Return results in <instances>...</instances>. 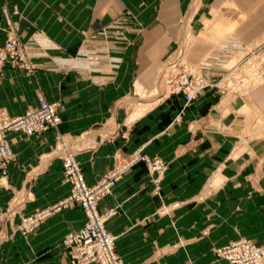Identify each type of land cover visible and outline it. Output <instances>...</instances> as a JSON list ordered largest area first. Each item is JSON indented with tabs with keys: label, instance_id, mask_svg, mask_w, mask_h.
Returning a JSON list of instances; mask_svg holds the SVG:
<instances>
[{
	"label": "crops",
	"instance_id": "1",
	"mask_svg": "<svg viewBox=\"0 0 264 264\" xmlns=\"http://www.w3.org/2000/svg\"><path fill=\"white\" fill-rule=\"evenodd\" d=\"M154 1L95 0V7H88L86 0H0V45L7 36L4 8L18 22L22 41L41 32L54 44L47 57L30 58L32 70L4 64L0 107L10 116L21 115L38 105L42 90L60 104L58 131L75 147L89 186L125 167L111 193L98 202L99 211L118 207L106 228L116 235L123 264H231L211 247L241 237L264 244V79L244 95L207 88L182 113V96L168 95L129 120L120 101L137 81L151 87L162 59L175 46L176 21L189 3L157 0L155 17ZM134 3L144 5L134 9ZM126 8L133 10L124 24L128 43L115 74L48 70ZM191 28L195 39L186 57L192 63L230 39L264 51V0H199ZM207 78L215 81L219 74L207 73ZM6 137L13 158L5 179L0 171V264H70L63 239L83 226L80 207L46 217L27 237L13 230L19 213L53 205L70 192V184L62 181L61 160L52 156L56 131L30 136L8 131ZM142 156H156L167 165L160 196L152 192ZM14 194L21 202L9 220L5 211ZM174 244L181 246L170 250Z\"/></svg>",
	"mask_w": 264,
	"mask_h": 264
},
{
	"label": "built area",
	"instance_id": "2",
	"mask_svg": "<svg viewBox=\"0 0 264 264\" xmlns=\"http://www.w3.org/2000/svg\"><path fill=\"white\" fill-rule=\"evenodd\" d=\"M186 49L181 43L167 57L166 68L161 76L167 95H180L184 103L183 112L196 97L207 88H217L222 94H240L249 87L256 78L262 77L263 63L258 65L260 50L247 51L246 47L235 40L222 43L217 50L211 52L199 63H190L185 58ZM247 52L240 56V53ZM254 56V59L251 57ZM24 46L19 43L13 29L9 37L0 46V72L9 61L14 66H22L25 60ZM236 60L234 61V58ZM255 69V70H253ZM219 74V78L211 81L207 73ZM255 85V86H256ZM60 123L58 104L50 102L42 95L38 97V105L18 116H10L0 107V168L5 174L7 165L13 155L7 142V132L17 131L27 136L44 133L48 129H57ZM60 141L59 155L63 159V178L71 184L70 194L58 203L38 210L23 219V227L27 232L33 231L45 217L62 208L77 204L84 210L83 226L70 232L64 238V244L69 248L70 264H122L115 250V236L104 227V216L97 210V200L107 191L113 180L117 179L125 167L111 173L106 180L94 186H89L81 172L78 161L74 158L73 148L67 146L58 133ZM134 157L129 163H133ZM150 172L163 173L166 164L159 159H145ZM231 264H264V244L258 245L247 238H240L217 250Z\"/></svg>",
	"mask_w": 264,
	"mask_h": 264
},
{
	"label": "rangeland",
	"instance_id": "3",
	"mask_svg": "<svg viewBox=\"0 0 264 264\" xmlns=\"http://www.w3.org/2000/svg\"><path fill=\"white\" fill-rule=\"evenodd\" d=\"M86 1L90 2L88 4V7H91V6L95 7L94 6L95 4H92V2L95 1V0H86ZM109 1H111V0H109ZM156 1L157 0H155L152 3V6H151V8L153 10V15L155 17L157 16V13H158L157 12L158 11V4H156ZM198 4H199V0H189L188 5L186 6L185 10L183 11V13H185V15L183 17H180L176 21L177 22V30H176V35H175V37L173 39V41L175 43V46L170 51V53L173 52L174 50H176V48H177L179 43H181V45L184 46L186 51L189 48V46L193 43V41L195 39V36H194V34L192 32V28H191V17L197 11ZM143 5H144L143 3H140V4L139 3H134L132 8L138 9V8L142 7ZM132 12H133V10L129 9V8L117 11V13L112 17V19L104 27H101V29H99V31L95 30L92 33V35H90V36L86 35L84 37L83 41L78 46V48L76 49V51L71 56H68L63 61L55 62V64L53 66H51L50 68H48V70L62 72V73H66V72H69V71H75L77 73H82V74L83 73L84 74H97V73H101L103 71V69H107L111 73L115 74L118 71V69L120 68V65H121V63L123 61L122 54H123V52L125 50V47H126L125 45L128 43V37L126 35V28H125L124 24L126 23V17L128 15L131 16ZM4 14H5L6 19H7V28H6L7 36H6L5 41L9 37V31H11V29H13L17 39L19 40V43L24 46V52L26 54L25 60L23 62V65L22 66H17V67L24 68L26 70H32L34 68V65L31 62L30 58L33 55L39 56V57H47L48 56V49L50 47H52V45H54V44L50 43L48 38H46V36L43 33H41V32H37L32 37H30L29 40H27L25 42L22 41L20 39V35H19L18 22L13 20V19H11V17L9 16L6 8H4ZM182 14H181V16H182ZM95 39H97L99 41V44L97 43V45H96L95 42L91 43V41H95ZM5 41H4V43H5ZM2 45H0V46H2ZM32 45L37 47V50H34L35 51L34 53H32V51H31V46ZM254 47L255 46H251V48L250 47L247 48V51H249V52L250 51H254V49H253ZM186 51H185V58L187 59ZM246 53L247 52L240 53V56H242V55H244ZM169 54H167L164 57V59H162L160 65L158 67L156 77H155V79H154V81H153V83H152V85H151V87L149 89L145 88L144 86L139 84L138 81H137L136 83H134L132 85L130 93L125 98H123L120 101V104H121L122 108L126 111L127 114H129V112L131 114L133 112V110L136 108V104H138V103H141V102H155V104H156V103H158L160 101V99H162L163 97L165 98V97L168 96L167 95L168 92L164 89L163 83L161 81V76H162V74H163V72H164V70L166 68V63H167V60H168L167 57H168ZM255 55L256 56L257 55L260 56V60H259L258 65H261L263 63V61H264V51H260L259 53H256ZM255 55H253L251 57V59H254ZM235 60H236V57L234 58V61ZM187 61H189V60L187 59ZM190 63H192V62H190ZM12 66H14V65H12ZM105 66H106V68H104ZM253 70H255V69H253ZM261 80H262V77L256 78V80H254V82H251L249 87H246V88H244V90L240 91V95H244V94L248 93L251 90V88H253ZM229 94L231 95V94H234V93H229ZM39 95H42L43 97H45L47 99V97L45 96V94L43 93L42 90H39L37 98L39 97ZM50 102H53V101H50ZM56 103L58 104V109H59L60 104L58 102H56ZM155 104L153 106H155ZM153 106H151V107H153ZM150 108H148V109H150ZM32 109H34V108H32ZM58 113H59V111H58ZM51 129H53V128H51ZM54 130L56 131V136L57 137H58V133H59L61 135V139H63V141L66 143V145L70 146L71 148H73L74 158L76 159V150L74 149L75 147H73L72 144H70L65 139V137L58 131V128L54 129ZM7 142H8V140H7ZM59 143H60V141H58V138H57V142H56V145H55V148H54L52 156H55L56 158H59L61 160V163H62V181L66 182V183H69L68 181H66L63 178V159L60 156H58L59 152H61ZM136 158L138 159L139 155H137ZM142 158H144V156H142ZM155 158L161 160L160 158L154 156L152 158H146L145 157L144 161L146 162L145 159H155ZM78 163H79V161H78ZM146 165H147V162H146ZM79 166H80V163H79ZM121 168H122V166H120L119 168L111 171L110 173H108L104 177V179L98 181L96 184H98L99 182H101L103 180H106L105 178H107L111 173H113V172H115V171H117L118 169H121ZM80 169H81V167H80ZM147 169H148V172H149V174L151 176L150 177V182L153 185L152 192H153L154 195L160 196V181L162 180L163 174H164V172L167 169V165H166L165 171L163 173H161V174L157 173L156 171H153L151 173L150 170H149L148 165H147ZM6 170H7V168H6ZM6 170H5V172H6ZM0 171L2 173L1 177L3 179H5L6 175L3 173L1 168H0ZM81 172H82V170H81ZM82 174H83V172H82ZM118 178L113 180L112 184L109 185L107 191H105L103 193V195H101L98 198V200H97V210H98L99 214L104 216V218H105L104 219V227H105V229L108 232H110V231L106 228V223L118 213V207L117 206L110 207V208L105 209L104 211H99L98 202L104 196H106V195L111 193V189L114 186V184L116 183V181L118 180ZM92 186H94V185H92ZM70 191H71V184H70ZM69 194H70V192L68 193V195ZM67 196H65L64 198L60 199L59 201H62ZM201 198H203V196ZM20 202H21L20 197L17 194H14L13 197L11 198L8 206H7L6 211H5V213H6V215H7L9 220H11L14 215L18 214V212H19L18 211V205H19L18 203H20ZM58 202H56V203H58ZM56 203H54V204H56ZM176 205H178V204L177 203H173L172 204L173 207L176 206ZM73 207H79V206L77 204H72L69 207L62 208L61 210L67 209V208H73ZM42 209H44V208H42ZM38 210H41V209H38ZM38 210H36V211H38ZM61 210H59V211H61ZM36 211H34V212H36ZM59 211H56V212H59ZM82 211L84 213L83 209H82ZM158 211L160 212V211H166V210H165V208H163V210L161 208ZM56 212H54V213H56ZM31 214L32 213L27 214V215H22V214L19 213L20 222L15 228H13V230L14 231H16V230L19 231L21 233V235H23L24 237H27L28 235H30L34 230L31 231V232H27L25 227H23V219L26 218L27 216L31 215ZM113 236H115V240H116V235H113ZM241 238H245V237H241ZM63 241H64V239H63ZM114 245H115V242H114ZM179 246H181V244H174V245L170 246V250H173V249H175L176 247H179ZM218 248H220V247L214 245L213 247H211L210 250L217 257L224 258L223 256H220L218 254V252H217ZM116 253H117V251H116ZM159 253L162 254V251L159 250ZM118 256L121 259L122 264H123V260H122L121 256L119 254H118ZM171 263L172 264H184L183 261H179V260H173V261H171ZM166 264H168V263L166 262ZM169 264H170V262H169ZM188 264H191V262H188Z\"/></svg>",
	"mask_w": 264,
	"mask_h": 264
},
{
	"label": "bare ground",
	"instance_id": "4",
	"mask_svg": "<svg viewBox=\"0 0 264 264\" xmlns=\"http://www.w3.org/2000/svg\"><path fill=\"white\" fill-rule=\"evenodd\" d=\"M155 102H141L136 104V108L133 110V112L130 114L129 120H132L141 114H143L144 111H146L148 108L153 106Z\"/></svg>",
	"mask_w": 264,
	"mask_h": 264
}]
</instances>
